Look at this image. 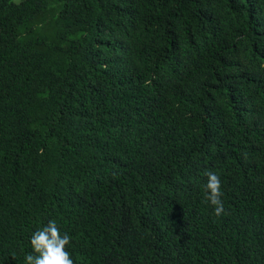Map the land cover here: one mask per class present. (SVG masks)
Wrapping results in <instances>:
<instances>
[{
  "label": "trees",
  "instance_id": "1",
  "mask_svg": "<svg viewBox=\"0 0 264 264\" xmlns=\"http://www.w3.org/2000/svg\"><path fill=\"white\" fill-rule=\"evenodd\" d=\"M49 220L74 264H264V0H0V264Z\"/></svg>",
  "mask_w": 264,
  "mask_h": 264
},
{
  "label": "clouds",
  "instance_id": "2",
  "mask_svg": "<svg viewBox=\"0 0 264 264\" xmlns=\"http://www.w3.org/2000/svg\"><path fill=\"white\" fill-rule=\"evenodd\" d=\"M204 188L205 200L213 206L214 214L219 217L225 212L222 200L221 178L216 172H206ZM71 237L69 233H61L55 220L32 232L30 236L31 252L24 256V264H74L67 250Z\"/></svg>",
  "mask_w": 264,
  "mask_h": 264
},
{
  "label": "rangeland",
  "instance_id": "3",
  "mask_svg": "<svg viewBox=\"0 0 264 264\" xmlns=\"http://www.w3.org/2000/svg\"><path fill=\"white\" fill-rule=\"evenodd\" d=\"M15 1H18V0H15Z\"/></svg>",
  "mask_w": 264,
  "mask_h": 264
}]
</instances>
